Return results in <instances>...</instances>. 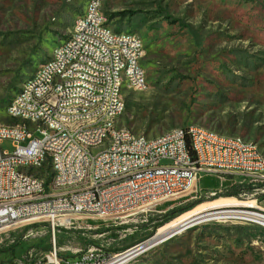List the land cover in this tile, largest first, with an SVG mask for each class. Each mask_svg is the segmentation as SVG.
Here are the masks:
<instances>
[{"label": "rangeland", "instance_id": "374dc122", "mask_svg": "<svg viewBox=\"0 0 264 264\" xmlns=\"http://www.w3.org/2000/svg\"><path fill=\"white\" fill-rule=\"evenodd\" d=\"M88 1L0 0L1 122L14 123L5 113L11 99L65 41ZM100 1L108 25L138 35L144 48L146 88L121 87L125 109L116 125L157 136L195 124L240 135L264 154V0ZM33 136L41 137L38 132ZM1 148L13 149L10 140ZM222 177L228 188L238 180ZM238 194L209 196L198 187L164 211L157 206L147 213V221H141V215L123 224L78 219L56 233V247L70 260L76 249L89 246L117 253L154 237L162 226L154 231L152 223L161 222L167 210L198 200L203 201L167 223L219 198L264 209V192L251 195L249 189H238ZM236 207L228 209L241 211ZM36 225L22 222L0 231V248L19 241L12 253H0V264L45 261L43 248L51 245L52 237L45 223ZM99 229L105 231L96 233ZM128 264H264V225L235 217L207 220L148 247Z\"/></svg>", "mask_w": 264, "mask_h": 264}, {"label": "built area", "instance_id": "2783aa9c", "mask_svg": "<svg viewBox=\"0 0 264 264\" xmlns=\"http://www.w3.org/2000/svg\"><path fill=\"white\" fill-rule=\"evenodd\" d=\"M96 2L80 15V21H73L71 42L56 56V65L36 73L29 90L5 110L11 120L20 112H28V119L21 125L0 121V231L22 222L45 223L52 242L42 264H128L148 249L146 241L117 253L94 246L76 249L70 260L61 256L55 235L78 219L123 224L130 216L141 215V221H147V213L157 206L196 193L198 179L207 174L223 180V175L234 176L238 180L233 182L242 189L249 187L251 195L264 192L261 149L255 142H242L240 135L234 140L216 138L208 128L188 124L148 146V136L133 141L127 127L113 134L112 126L100 125L102 116L125 105L124 99H118L123 90L118 89V69H126L131 81L140 85L144 72L137 69V55L142 53L138 35L107 37V20L98 24L93 15ZM119 55H126V62H119ZM54 74H64L65 82L56 83L54 97L34 103L32 93H43ZM82 104H89V111H82ZM84 114H96L97 123L84 122ZM32 117H40L41 126L28 127ZM71 119H81V126H71ZM35 132L41 137H34ZM100 138H109L103 156L83 154L73 147V140L98 142ZM4 140H10L11 152L1 148ZM43 151L58 152V159L51 162V177H43V168H37ZM86 168L94 170L90 185L59 192L61 182L82 179ZM236 208L264 216L258 206Z\"/></svg>", "mask_w": 264, "mask_h": 264}, {"label": "bare ground", "instance_id": "6f19581e", "mask_svg": "<svg viewBox=\"0 0 264 264\" xmlns=\"http://www.w3.org/2000/svg\"><path fill=\"white\" fill-rule=\"evenodd\" d=\"M97 1V2H96ZM96 2L95 7H93V15L96 18L98 24H105V17L102 12V3L100 0H89L85 11H89L91 6ZM75 21H80V16L76 18ZM105 33L107 37L111 38H126L127 34L130 36H137L135 34L125 32V31H115L109 25H105ZM71 42V35L65 38V41L58 47L53 50V53L48 61L42 64L37 71L27 79L17 91V93L11 99L6 110H10L17 100H20L21 95L29 90V86L32 82H35V74L42 72L44 69L53 67L56 65V56H59V52L67 50V43ZM139 49L142 53L137 55V69L143 71V85H140L139 82L131 81L130 76L126 69H118V89H121L123 85H126L131 90H144L146 88V73L145 69L141 64L144 48L142 40L138 37ZM119 62H126V55H119ZM65 75L64 74H54L53 83H49L47 88L43 90V93H32V100L34 103L46 102V98L54 97L56 94V83H64ZM118 99H123L121 91L118 92ZM125 109L123 107H117V110H110V114L102 116L100 118L101 126H112L113 134H121V126L115 124V119L120 117ZM82 111H89V104H82ZM14 123L12 125H21L24 121L28 119V112H20L15 118H12ZM84 122L89 124L97 123L96 114H84ZM41 126L40 117H32L28 120V127H38ZM71 126H81V119H71ZM192 128H206L200 125L191 124ZM177 128L170 129L157 136H148V146H155L157 144L158 137L172 135L177 133ZM132 140L141 141L146 136L141 134H136L133 131ZM208 133L216 135V138H227V140H234V138H239V135L231 134H222L214 130L208 129ZM240 139L244 143H254L244 137L240 136ZM73 147H79L80 151L83 154H92V156H103L108 153L109 150V138H100L98 142H83V140H73ZM260 158L264 160V154L260 150ZM52 159H58V152L43 151V160H37V168H43V177H51V162ZM92 178H94L93 168H86V172L82 175V179H75L71 181L61 182L59 184V192H68V190H79L83 189L84 185H90L92 183ZM242 205L240 202L231 199V198H219L212 202H209L206 205H199L191 212L185 213L169 223L162 226L156 235L150 240H146V247H150L159 243L162 240H166L176 234L181 233L193 226H196L207 220H214L218 218H238L243 220H252L264 225V216L257 213H246L244 211H234L228 209L230 207H235ZM227 208V209H223ZM219 209H222L218 211ZM236 215V216H235ZM143 243V242H142ZM119 259L117 260V262Z\"/></svg>", "mask_w": 264, "mask_h": 264}, {"label": "trees", "instance_id": "16d2710c", "mask_svg": "<svg viewBox=\"0 0 264 264\" xmlns=\"http://www.w3.org/2000/svg\"><path fill=\"white\" fill-rule=\"evenodd\" d=\"M202 185L203 184H201V182H199V187L200 188L203 187ZM241 187L242 186H239L238 184H235V185H232L230 188H228V189H230L228 192H217L216 195L238 196L239 195L238 194V189H242ZM243 189L246 190V189H249V187L245 186V187H243ZM198 201H203V200H198ZM198 201L193 202V203H189V204H187V205H185L183 207L174 208L172 210H167L165 212V214L163 215L162 221L155 224L154 231L157 228H159V227L163 226L164 224H166L170 219L174 218L175 216H177V215L181 214L182 212H184L185 210L189 209L192 205H194ZM171 203H173V202H166V203H163V204L159 205L158 206L159 207L158 210H160V211L166 210L170 206ZM103 231H105V230L99 229V230H97L96 233H102ZM18 243H19L18 240L17 241H15V240L12 241V243L9 246H7L6 248H0V253H12L14 248H15V246H17ZM48 249H49V247L43 248L44 251H47Z\"/></svg>", "mask_w": 264, "mask_h": 264}, {"label": "crops", "instance_id": "0c3cea01", "mask_svg": "<svg viewBox=\"0 0 264 264\" xmlns=\"http://www.w3.org/2000/svg\"><path fill=\"white\" fill-rule=\"evenodd\" d=\"M87 4V3H86ZM86 7V6H85ZM199 182L203 184V187H199ZM226 180L222 181L220 178L213 174H207L202 177H200L197 181V188L199 187L200 190L210 193V192H220L221 190H225L228 188V185L226 184ZM264 210V209H263Z\"/></svg>", "mask_w": 264, "mask_h": 264}]
</instances>
